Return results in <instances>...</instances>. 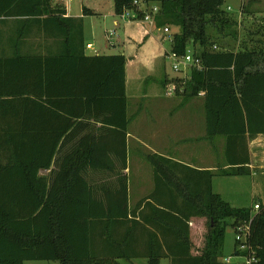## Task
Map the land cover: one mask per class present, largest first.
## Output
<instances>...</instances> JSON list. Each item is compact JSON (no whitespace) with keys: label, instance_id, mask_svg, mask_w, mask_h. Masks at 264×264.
<instances>
[{"label":"trees","instance_id":"obj_1","mask_svg":"<svg viewBox=\"0 0 264 264\" xmlns=\"http://www.w3.org/2000/svg\"><path fill=\"white\" fill-rule=\"evenodd\" d=\"M135 1L158 6L156 28L178 29L172 33L173 53L182 56L191 48L200 59V68L190 69L182 95L187 99L203 94L205 139L224 138L227 166L201 171L155 154L146 156L155 179L161 174L170 180L164 184L169 182L173 195V205H165L172 219L161 226L171 245L166 244L163 252L151 249L147 264H160L161 259L169 264H241L237 259L223 262L227 219L234 230L249 225L246 244L255 252L256 264H264V208L234 207L212 188L215 175H251L247 142L264 135V24L244 30L241 37L237 21L225 9L226 0H113L114 14L135 10L140 16ZM53 2L0 0L2 23L11 19L13 24L7 39L13 53L0 56V264H120L136 255L121 245L127 244L130 234L122 242L113 238L115 229L128 223L125 57L85 56L81 20L66 18L65 6ZM32 27L46 39H61L62 50L21 54L26 31ZM226 39L233 45L239 42L238 48H228ZM58 113L89 114L93 124L112 127L120 143L105 152L98 148L99 140L91 138L87 152L66 154L54 180H46L38 172L56 161L61 136H56L54 131L60 129L51 116ZM111 153L121 164L119 176L115 189L105 185L100 198V188L88 185L81 172L84 165L98 171L104 158L112 163ZM195 219L206 225L204 234L195 231ZM133 223L126 226L127 232L135 230ZM115 247L123 251L115 254Z\"/></svg>","mask_w":264,"mask_h":264},{"label":"crops","instance_id":"obj_2","mask_svg":"<svg viewBox=\"0 0 264 264\" xmlns=\"http://www.w3.org/2000/svg\"><path fill=\"white\" fill-rule=\"evenodd\" d=\"M57 3L65 6L66 18L81 20L85 56L119 55L105 54L104 49H96L93 42L89 40L84 26V20L88 14L92 15L94 13L93 9L88 5H81L80 11L74 14L71 13L68 5L63 0H54L52 5ZM83 9H86V11L84 12ZM3 19L0 18V56L11 55L13 53L7 46V39H9L13 28L10 27L13 24H11V19L6 20L8 22L4 24L2 23ZM138 22L126 21L121 29L124 39L122 44L128 52L120 54L125 57V92L127 99V118L129 120L126 133L127 166L124 171L127 179L128 223L124 224L123 227L116 228L113 233V238L116 241L119 240L122 242L125 237L124 235L130 234L127 244L122 242L121 245L125 246L127 252L136 255L129 261L120 260L121 262L126 261L134 264L132 260L144 259L147 264L146 256L151 249L163 252L165 251L166 244L167 246L171 245L170 235L168 234L165 237V229L161 228V226L168 224L166 222L172 219V212L165 205H173V200H171L173 199V195L169 187V182L167 183L169 186L164 184V182L170 180H163L165 178L161 174H158V177L155 179L153 167L146 160V156L155 154L177 164L201 171H216L221 160L224 161L222 167L227 168V166L224 159V138L216 137L210 140L205 139V116H199L193 112L190 114L179 112V107L185 104L187 105L192 100L187 102L186 98L176 96L174 97L177 100L176 102L172 96L165 97L164 92L170 80L165 78L163 81H158L153 76H155V71L158 67L156 60L163 57L160 45L163 44L162 39L166 38V36L160 31V28L154 27L147 29L145 24L143 25V23L141 24L139 22L140 25ZM113 23L116 26L118 25L116 21ZM26 33L27 35L20 48L21 54H53L60 52L64 47L61 39L44 38L42 32L37 30V27L30 28ZM116 41L119 43L120 39L117 38ZM113 47L115 46L113 45ZM135 65H138V68L134 67ZM144 74L152 75V78L146 81L148 75L144 76ZM84 90H86L85 80L82 82V91ZM175 93L177 94V92ZM199 99H201L200 101L203 105V97L200 96ZM173 101L175 104L179 103V107L172 109ZM82 105L81 103L77 106V112L80 113L82 111ZM58 114H54L51 118L55 122L56 128L61 130L54 131L56 136H61L55 150L58 151L56 157L60 153H64L58 158L59 160L66 154L77 149L87 152L91 144V138L99 140L97 143L98 148H100V151L103 150L105 152L113 150L107 149L112 148L113 145L115 146L114 149H116L118 146L117 141L120 143V138H117V134L112 129H109L112 127L106 125L105 127H101V123L93 124L94 118L89 114L81 113L79 116H67L65 113ZM139 118H143L142 122L147 121L149 123V129L143 132L130 128V133L129 127L131 123ZM74 124L75 126L72 128ZM65 127L66 129L64 130ZM260 138H264V135H259L254 140L247 142L250 159L248 166L251 171L255 168V165L253 166V156H257L260 152L257 154L254 152V149L263 150L264 154V144L258 143L261 140ZM131 139L134 142L132 146H130ZM144 139H148V141L144 142ZM219 139H222L223 143L219 142ZM85 141L88 145H79L80 142ZM195 142H198L200 145H196ZM138 144L146 146L148 152L143 153L140 149L138 150ZM255 144L258 145L255 147ZM196 146L199 147L198 150L195 149ZM131 152L133 154L132 162L129 158V153ZM111 156L112 158L110 159H113V162L111 163V161L104 158L98 164V171H93L88 165H84L83 171L81 172L83 180L90 186L94 184L92 180L94 175L103 178L98 182L99 184L101 183L100 198L104 197L103 188H105V185L111 190H114L116 187L110 186L111 182H109L108 178L110 177L111 179L114 174H117V177L119 176L121 164L115 159L112 153ZM59 166L60 161H53L49 169L39 170L38 175L46 178V180L52 181L58 172ZM107 167L115 168L117 171L110 173L106 170ZM260 167L263 168L264 172V163ZM252 174H254L253 171ZM114 182L116 183V180ZM175 200L177 203H180V198H176ZM133 220L138 223H133ZM132 223L136 226L135 230L133 232H127L126 226L129 224L131 226ZM201 225L202 219H195L192 223L196 232L200 231ZM162 233L163 237L161 236ZM119 251L123 250L116 247L113 249L115 254H118Z\"/></svg>","mask_w":264,"mask_h":264},{"label":"rangeland","instance_id":"obj_3","mask_svg":"<svg viewBox=\"0 0 264 264\" xmlns=\"http://www.w3.org/2000/svg\"><path fill=\"white\" fill-rule=\"evenodd\" d=\"M63 1L65 2V4L68 5L71 13L74 14L80 11L81 5H85V6L88 5L91 9L94 10V13H92V15L88 14L86 16V19L84 20L85 22L84 26L86 28L89 40L93 42L96 49H104L105 54L128 53L122 44L124 39L122 36L121 29L124 26V23L129 20L127 18H122L120 16H117L113 13V0H63ZM228 4L232 6V11H230V13L231 15L234 16L235 20L238 23L237 30H239L241 37H243L246 34L244 30H247L248 28L253 30V28L256 25L260 23L264 24V0H230ZM142 9H144V7L140 5V10ZM243 9L246 11L245 13H242ZM114 21L118 23L117 26L113 23ZM145 27L147 29H151L149 26H145ZM162 28H160V31L163 33ZM177 31L178 29L175 27L170 28V32L172 33ZM165 36L166 38L162 39L163 44L160 45V49L163 54V57L156 60V64L158 62V67L155 71L156 74L153 77H155V79L158 81H163L165 78H167L170 80V83L168 82L169 85L171 83L174 84V86L181 85L177 91V94L175 93L176 92V87H175V92L171 96L173 98L176 96L184 97L182 95L183 94L182 92L184 90L186 82L190 79L189 78L190 68L182 72L181 71L176 72L172 69V60L167 56L171 51V43H170L171 37L167 35ZM117 38L120 39L119 43L116 41ZM228 40L229 39L224 40L225 42L224 44L228 45L227 46L228 48L230 49L231 47L232 49L238 48L239 42L236 41L235 45H233V43L229 42ZM113 45L115 47H113ZM134 67L138 68V65H135ZM145 75L148 74H144V76ZM151 78L152 75H148L146 77V81H149ZM171 96H165V97H171ZM200 96L203 97V94L200 93L198 96L187 98L186 99L187 102H189V100L192 101L189 102L187 105L186 104L183 105L182 107H179V103L177 104L174 103V101L177 102V100H175L174 98V101L172 102L173 103L172 109L179 107L178 110H180L179 111L180 113L190 114L193 112L199 116H205L204 108L200 101L201 99H199ZM142 120L143 118L141 119L139 118L133 121L129 127V130L130 128H132L133 130L136 129L146 132V129H149L148 127L149 123L147 121L142 122ZM222 139H219V142L223 143ZM260 139L261 140H259L258 143L264 144V138H260ZM143 141L147 142L148 139L147 140L144 139ZM195 143L196 145H200L198 144V142ZM133 144L134 142L131 139L130 146H132ZM257 145L255 144V147ZM137 146H138V150L140 149V151H142L143 153L148 152L146 146L144 145L142 146L141 144H138ZM198 148L199 147L196 146L195 149L198 150ZM224 150H225V145H224ZM254 150H255L254 152H256L257 154L260 151L257 156H253V162H254L253 166L255 165V168H253L254 170L252 171L254 172V174H252L251 171L250 176L232 177V176L215 175L212 180L213 192L219 194L224 201L228 202L230 205L237 208H252L253 210L254 204H259L260 208L261 207L264 208V172H263V168L260 167L264 163V154H263V150L261 151L256 148ZM63 154L64 153H60L59 156L56 157V162H59L58 158L61 157V155ZM129 158L131 159L132 162L133 160L132 152L129 153ZM222 165H224V161L221 160V163L219 164L217 169L219 167L224 169ZM117 178H118L117 174H114L111 179L110 177L108 178L109 182H111L110 186H116V183L114 181L117 180ZM102 179L103 178H99L98 175H94V177L92 178L94 183L93 185L95 187L98 186V188H100L101 183L99 184L98 182L101 181ZM230 224H231V220L227 219L225 233H224V241L221 250V255L223 258L233 257L236 251H238V246H236V237H237L236 231L231 227ZM205 231H206V225L204 224V226H201L200 232H203L202 234H204ZM196 239L198 240V241L195 240L196 243L197 244L200 243L201 241L200 236ZM232 260L236 261L235 258H232ZM132 261L134 262V264H146L144 259H135ZM24 264H59V263L56 261H26L24 262ZM120 264H132V263L126 261H122V262L120 261ZM160 264H169V262L168 260L163 259Z\"/></svg>","mask_w":264,"mask_h":264},{"label":"built area","instance_id":"obj_4","mask_svg":"<svg viewBox=\"0 0 264 264\" xmlns=\"http://www.w3.org/2000/svg\"><path fill=\"white\" fill-rule=\"evenodd\" d=\"M230 0H226L225 9L226 11H232V6L229 3ZM228 2V3H227ZM140 5L144 7V9L140 10ZM134 6L139 10L142 14L138 16L135 10L133 11H124L120 17L127 18L130 21H139L150 28H154L155 24V16L157 15L159 8L157 5L146 4L144 2L135 1ZM116 25V24H115ZM162 31L165 35L170 36L172 38V32H170V27L165 26L162 28ZM170 38V40H171ZM90 47V46H88ZM213 49H216L214 46ZM172 60V69L176 72L184 71L188 68H200V59L197 56H194V53L191 48L186 52V54L182 56H178L172 51L167 55ZM174 84H170L165 90V96H171L175 92ZM259 204L253 205V210H259ZM236 231V241L238 242V251L241 253H246L245 255H239L235 253L233 257L224 258L223 262L230 263L232 262V258L237 259L241 264H256L258 259L255 256V252H252L250 248L247 246V238L249 235V225L243 224L239 225L235 229Z\"/></svg>","mask_w":264,"mask_h":264}]
</instances>
